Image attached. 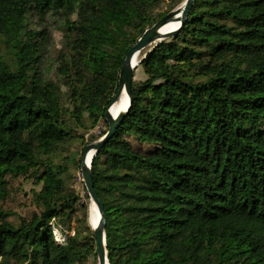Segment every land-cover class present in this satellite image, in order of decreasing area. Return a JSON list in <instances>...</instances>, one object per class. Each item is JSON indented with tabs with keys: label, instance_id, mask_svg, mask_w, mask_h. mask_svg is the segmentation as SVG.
<instances>
[{
	"label": "trees",
	"instance_id": "trees-1",
	"mask_svg": "<svg viewBox=\"0 0 264 264\" xmlns=\"http://www.w3.org/2000/svg\"><path fill=\"white\" fill-rule=\"evenodd\" d=\"M184 2L0 0V206L13 183L41 186L30 217L0 207V264H98L89 201L54 158L79 142L81 171L127 53ZM141 60L92 166L109 264H264V0H195Z\"/></svg>",
	"mask_w": 264,
	"mask_h": 264
},
{
	"label": "water",
	"instance_id": "water-1",
	"mask_svg": "<svg viewBox=\"0 0 264 264\" xmlns=\"http://www.w3.org/2000/svg\"><path fill=\"white\" fill-rule=\"evenodd\" d=\"M194 3L195 0H185L180 8L172 11L159 22H157L152 28L146 30L138 43L129 50L121 68L118 91L113 100L108 105L105 112V120L108 123L109 129L103 138L95 143L88 145L84 151L81 174L91 202L95 204L100 214V221L97 227L95 229H92L93 238L95 239L97 245L98 264H109L106 239L107 216L105 214L104 204L100 200L93 182V162L97 154L116 135L117 130L122 125L131 108V105L133 103L132 85L135 81V73L137 67H139L140 63L142 62V60L140 59L139 63H137V58L147 49L151 47L153 48L165 40L175 38L186 24L188 15L194 6ZM172 21H176L178 23V27L171 33L162 35L160 33L161 29ZM124 95L128 97L129 105L122 114L114 118L112 110L121 102L122 96ZM91 151H94V155L90 165H88L86 163V160L88 154Z\"/></svg>",
	"mask_w": 264,
	"mask_h": 264
},
{
	"label": "rangeland",
	"instance_id": "rangeland-1",
	"mask_svg": "<svg viewBox=\"0 0 264 264\" xmlns=\"http://www.w3.org/2000/svg\"><path fill=\"white\" fill-rule=\"evenodd\" d=\"M182 6V5H181ZM180 6V7H181ZM178 7V8H180ZM177 8V9H178ZM167 9V5H164L160 12H164ZM61 34L59 32H56L54 34V40L56 43V47L60 48L61 46ZM3 54L7 57V59L11 62H13L12 57L10 54H5L4 48H3ZM142 55V54H141ZM141 59V58H140ZM146 78L144 70L142 67H137L136 73H135V81H141ZM264 111V110H263ZM109 129L107 125L102 124L99 128L91 132L89 135L86 136V141L90 140L91 136L94 137H101L102 132H105ZM83 146L79 142H72L69 147L64 149L62 152L60 151L59 154L54 158L56 163L68 165L70 168V172L72 174V179L68 183V186L70 190L75 191L77 195H79L82 199L83 204H87L89 201V218H90V208L93 205L91 202L90 197L87 196L86 192L87 189L85 187L83 177L81 174V171L77 169V163H79V160L81 159V153H82ZM74 160V161H73ZM41 189V186H35L33 183H13V196L10 199V201L4 205H1L4 210L9 211L13 214V217L11 218L12 221H18V217H30L33 215L34 212H38L39 208L36 205V203L33 201V193L34 191H39ZM88 193V192H87ZM89 195V194H88ZM0 206V207H1ZM78 217H81L82 214H77ZM88 218V225L90 226ZM76 224L74 223L73 226H71V231H69L70 235H74V226ZM54 235L56 240L60 244L65 243L66 236L63 234L61 227L54 224ZM91 227V226H90Z\"/></svg>",
	"mask_w": 264,
	"mask_h": 264
},
{
	"label": "bare ground",
	"instance_id": "bare-ground-1",
	"mask_svg": "<svg viewBox=\"0 0 264 264\" xmlns=\"http://www.w3.org/2000/svg\"><path fill=\"white\" fill-rule=\"evenodd\" d=\"M178 27V23L176 21H172L170 23H168L166 26H164L162 29H161V34L162 35H166V34H169L171 33L172 31H174L176 28ZM140 58H141V55L137 58V63H139L140 61ZM129 105V99L128 97H126L125 95L122 96V99H121V102L116 105L113 110H112V113H113V117L116 118L118 117L120 114H122L128 107ZM93 155H94V151H91L88 156H87V160H86V163L88 165H90L91 163V160L93 158ZM93 205L91 206L90 208V218H89V223H90V226L92 229H95L100 221V214L95 206L94 203H92Z\"/></svg>",
	"mask_w": 264,
	"mask_h": 264
}]
</instances>
